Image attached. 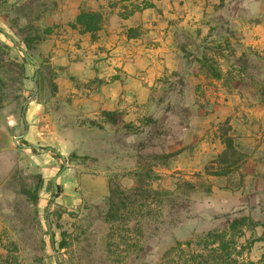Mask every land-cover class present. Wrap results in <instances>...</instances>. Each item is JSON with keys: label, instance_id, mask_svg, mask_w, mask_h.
<instances>
[{"label": "rangeland", "instance_id": "rangeland-1", "mask_svg": "<svg viewBox=\"0 0 264 264\" xmlns=\"http://www.w3.org/2000/svg\"><path fill=\"white\" fill-rule=\"evenodd\" d=\"M80 9L102 15L94 37ZM0 28L42 38L26 104L35 67L0 32V264H160L235 217L259 225L231 264H264V0H0ZM226 136L238 164L210 174ZM135 171L159 194L111 224Z\"/></svg>", "mask_w": 264, "mask_h": 264}, {"label": "trees", "instance_id": "trees-1", "mask_svg": "<svg viewBox=\"0 0 264 264\" xmlns=\"http://www.w3.org/2000/svg\"><path fill=\"white\" fill-rule=\"evenodd\" d=\"M101 23L102 15L99 12L80 9L74 25L78 26L80 32H89L94 37L95 33L101 28ZM0 32H2L1 29ZM47 33L48 29L43 30V34ZM39 39H42L39 35L35 38L24 37L22 42L27 51H29L32 41ZM0 49L6 51L8 49L7 44L0 41ZM210 73L216 78L220 76V73L212 67H210ZM106 114L109 115L111 113L108 112ZM223 143L224 149L219 155L223 165L219 167V170L210 174L225 175L238 164L241 152L234 144L233 138L226 136L223 138ZM32 150L35 149L32 148ZM141 173L143 172L135 171L136 184L127 190L117 184L110 186L104 213V218L107 222L111 224L126 222L130 217L129 215L136 208H143L159 194L158 191L145 186V179ZM31 200L33 203L37 202V193L31 194ZM227 223V229L209 230L203 235H199L195 241H176L164 251L160 264H231V260L234 259L233 254L239 253V250H236L235 238L241 232L242 227L254 230L259 223L246 217H235ZM113 231V228H110L109 237L113 235ZM254 240L263 239L257 237Z\"/></svg>", "mask_w": 264, "mask_h": 264}, {"label": "water", "instance_id": "water-1", "mask_svg": "<svg viewBox=\"0 0 264 264\" xmlns=\"http://www.w3.org/2000/svg\"><path fill=\"white\" fill-rule=\"evenodd\" d=\"M0 29H1L2 33L4 35H6L7 37H9L11 39V41L13 42V44L16 45V47H18L20 49V51L22 52V54L25 57V59H27L35 67L36 71H35V74H34V77H33V80H32L33 91H32L31 96L26 100V104H27L30 101L34 100L35 97H36V92H37V88H38V85H37L38 63L29 55V53H28L27 49L25 48V46L20 45V43L13 36H11L6 30H4L2 28H0ZM26 104L24 105V107L26 106ZM20 137H22V134L21 135H16L14 137V142H17V139L20 138ZM23 147H25V148L32 147V148H35L39 152H46L48 150H51V147H46L45 149H42L37 144L24 145ZM53 187L55 189V194L53 195L52 198H54L56 196L57 192H58V187H57V183H56V177L53 178Z\"/></svg>", "mask_w": 264, "mask_h": 264}]
</instances>
